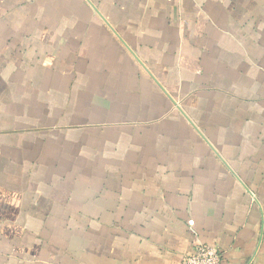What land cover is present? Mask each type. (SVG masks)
I'll return each instance as SVG.
<instances>
[{
  "label": "crops",
  "instance_id": "obj_1",
  "mask_svg": "<svg viewBox=\"0 0 264 264\" xmlns=\"http://www.w3.org/2000/svg\"><path fill=\"white\" fill-rule=\"evenodd\" d=\"M197 244L264 264V0H0V264Z\"/></svg>",
  "mask_w": 264,
  "mask_h": 264
},
{
  "label": "built area",
  "instance_id": "obj_2",
  "mask_svg": "<svg viewBox=\"0 0 264 264\" xmlns=\"http://www.w3.org/2000/svg\"><path fill=\"white\" fill-rule=\"evenodd\" d=\"M192 226L191 221L188 222ZM180 264H222L220 252L213 246L197 244L190 255L185 256Z\"/></svg>",
  "mask_w": 264,
  "mask_h": 264
}]
</instances>
